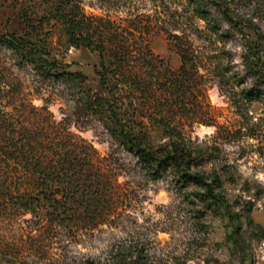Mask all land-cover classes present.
I'll return each instance as SVG.
<instances>
[{
	"label": "rangeland",
	"instance_id": "rangeland-1",
	"mask_svg": "<svg viewBox=\"0 0 264 264\" xmlns=\"http://www.w3.org/2000/svg\"><path fill=\"white\" fill-rule=\"evenodd\" d=\"M79 1L86 14L141 35L172 71L187 55L191 81L186 110L174 118L179 134L150 135L155 145L187 146L191 170L222 202L213 204L204 186L182 183L171 169L153 179L78 100L75 85L43 78L0 47V114L38 124L35 136L58 134L71 148L82 145L93 181L90 206L72 222L17 208L0 213V264H81L129 246L141 249L147 264H264V0H216L243 26L240 32L221 23L223 36L205 31L186 0ZM48 2L0 0V34H24L21 15L38 19ZM38 39L56 61L87 77L84 90L99 91L97 52L68 46L53 21ZM249 51L258 57L249 58L250 70L243 61Z\"/></svg>",
	"mask_w": 264,
	"mask_h": 264
},
{
	"label": "trees",
	"instance_id": "trees-1",
	"mask_svg": "<svg viewBox=\"0 0 264 264\" xmlns=\"http://www.w3.org/2000/svg\"><path fill=\"white\" fill-rule=\"evenodd\" d=\"M48 1L45 13L38 19L27 13L21 15L24 34L1 33L0 47L15 52L43 78L75 85L80 91L78 100L153 179L171 169L182 183L204 186L207 199L221 205L212 183L191 170L195 165L187 146L172 140L163 146L155 145L150 135L153 129L170 138L179 134L174 118L186 110L191 81L187 55L180 54L181 64L172 71L152 55L141 35L136 36L115 20L86 14L79 0ZM186 2L209 34L223 36L226 31L221 29V23L243 31V26L239 27L231 11L220 1ZM209 6L214 7L212 11ZM51 21L59 25L68 46L97 52L99 91L84 90L87 77L56 61L38 39L43 24ZM250 54L249 51L243 57L249 70L253 69L249 58L257 57ZM37 127L38 124L32 128L27 122L16 121L7 111L0 114V213L17 208L43 216L47 221L72 222L90 206L88 187L93 181L85 172L91 165V157L82 145L71 148L66 138H58V134L48 139L35 136ZM38 129L45 132L43 126ZM81 264L147 263L141 249L129 246L112 249L103 257H88Z\"/></svg>",
	"mask_w": 264,
	"mask_h": 264
}]
</instances>
